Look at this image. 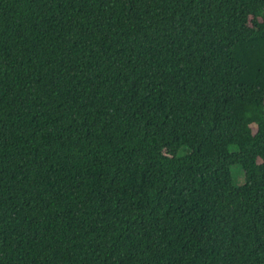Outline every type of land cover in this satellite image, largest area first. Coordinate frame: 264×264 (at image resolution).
I'll return each instance as SVG.
<instances>
[{
	"label": "trees",
	"instance_id": "obj_1",
	"mask_svg": "<svg viewBox=\"0 0 264 264\" xmlns=\"http://www.w3.org/2000/svg\"><path fill=\"white\" fill-rule=\"evenodd\" d=\"M0 264H264V0H0Z\"/></svg>",
	"mask_w": 264,
	"mask_h": 264
},
{
	"label": "rangeland",
	"instance_id": "obj_2",
	"mask_svg": "<svg viewBox=\"0 0 264 264\" xmlns=\"http://www.w3.org/2000/svg\"><path fill=\"white\" fill-rule=\"evenodd\" d=\"M231 171L234 179V185L237 187L243 185L245 183V174L243 169L240 166H233Z\"/></svg>",
	"mask_w": 264,
	"mask_h": 264
}]
</instances>
